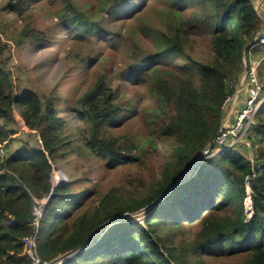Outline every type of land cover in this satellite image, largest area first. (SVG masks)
I'll return each instance as SVG.
<instances>
[{
    "label": "trees",
    "instance_id": "obj_1",
    "mask_svg": "<svg viewBox=\"0 0 264 264\" xmlns=\"http://www.w3.org/2000/svg\"><path fill=\"white\" fill-rule=\"evenodd\" d=\"M59 1L63 25L74 24L69 33H108L101 24L102 14L110 16L125 9L124 16L133 17L147 5V1L137 6L136 0H101L99 7L92 5L86 11L74 0ZM20 2L10 0L8 6L16 9ZM165 3L161 16L165 29L143 25L144 31L156 32V50L145 53L135 43L127 77L148 82L151 92L146 119L157 126L161 137H176L178 143L167 156L161 178L140 196L127 191L125 184L112 185L104 192L98 186L75 191L74 180L54 185L57 162L75 149L74 124L61 115L57 86L41 93L15 85L7 68L10 46L0 36V145L7 148L16 139L19 129L9 125L20 119L38 138L37 146L0 160V264H31L23 240L36 232L38 254L50 260L80 248L107 220L146 208L143 221L132 218L113 223L92 245L61 264H211L214 258L232 257L242 258L244 264H264L263 147L254 161L235 147L205 157L194 174L158 201L185 170L204 157L203 151L220 132L224 102L234 92L231 82L238 81L244 70L242 50L260 33L263 21L252 0ZM64 31L66 28L60 30ZM194 31L206 32L211 38L212 56L207 60H198L189 52ZM42 33L27 27L20 40L41 42ZM179 60L192 67L185 68ZM260 75L264 82L263 72ZM117 100V91L102 76L77 98L75 106L74 119L85 123L87 149L105 159L109 168L142 163L145 153L141 144L122 145L105 134L130 108L129 102L124 107ZM262 114L264 107L247 133L264 146ZM149 140L154 141L152 136L145 141ZM211 148L210 153L214 145ZM43 202L36 231L33 209ZM184 222L196 231L189 238L182 232L175 243Z\"/></svg>",
    "mask_w": 264,
    "mask_h": 264
},
{
    "label": "rangeland",
    "instance_id": "obj_2",
    "mask_svg": "<svg viewBox=\"0 0 264 264\" xmlns=\"http://www.w3.org/2000/svg\"><path fill=\"white\" fill-rule=\"evenodd\" d=\"M9 1L0 0V36L10 46L6 55L7 68L12 71L15 85L21 89L33 88L41 93L57 86L61 115L66 117L68 124H74L71 135L75 149L69 151L64 160L57 162L59 168L53 172L54 181L60 184L74 180L75 191L98 186L104 192L112 185L125 184L126 190L132 192L131 194H145L155 180L161 178L167 156L174 151L178 142L176 137H161L157 126L147 121L145 111L148 109L151 92L149 84L145 79L127 77V69L131 65L135 43L140 49L146 50L145 53L156 50L159 44L156 32L144 31L143 25L165 29L166 25L161 20L166 9L165 0H136L137 6L146 1L147 5L141 13L133 17H125V9L116 10L110 16L103 15L100 10L104 17L101 24L108 33L102 31L98 34L93 30L86 33H69V27L74 24L63 25L58 13L63 7L59 0H22L16 9L8 6ZM252 1L254 5L259 2ZM74 2L83 10L89 11L90 6L99 7L102 1ZM262 17L264 18L263 13ZM262 21L264 26V19ZM27 27L42 31L44 39L37 42L26 38L21 42L20 34ZM63 28H66V31L60 32ZM132 30H135V33ZM190 45L189 52L198 60H207L212 56L211 38L206 32H192ZM179 63L187 69L192 67L191 63L186 61L179 60ZM102 76L117 91V101L124 107L127 102L130 104L129 110L123 111L116 121L105 129V134L116 137L122 145L130 142L141 144L140 147L145 150L142 163L109 168L105 159L93 156L85 145V123L74 119L76 100ZM229 109L230 107L224 114V119ZM256 124L253 120L248 130ZM9 126L19 129L16 139L7 147L11 153L38 145L37 134L24 127L21 119ZM148 136H152L154 141H145ZM233 147L246 154L251 161H254L260 148L264 149L259 141L248 137V133H241L226 146H218L213 155ZM195 169H191L188 177L196 172ZM57 174L61 176L58 179ZM147 210L148 208L144 209L135 219L143 221ZM247 214L250 215L248 212ZM132 217L127 215L125 219ZM168 231L167 228L163 232L166 234ZM195 231L194 227L184 222L175 235V243L182 238V232L189 238ZM211 262L244 264L240 257L214 258Z\"/></svg>",
    "mask_w": 264,
    "mask_h": 264
},
{
    "label": "built area",
    "instance_id": "obj_3",
    "mask_svg": "<svg viewBox=\"0 0 264 264\" xmlns=\"http://www.w3.org/2000/svg\"><path fill=\"white\" fill-rule=\"evenodd\" d=\"M264 0H259L255 5L256 10L263 20L262 12ZM244 70L238 81H232L234 87L233 94L229 95L224 102V109L230 107L225 119L223 118L222 127L215 140L211 143L214 150L210 153L211 144L204 150V157L214 154L218 146H226L237 134H246L253 122L256 114L264 107V82L261 80L260 73L264 75V26L242 50ZM245 94V95H244ZM11 152L0 145V159L5 158ZM63 183V182H61ZM54 184H57L54 181ZM44 209V202L36 204L33 209V224L37 228ZM27 248V255L31 264H61L63 261L54 259H44L37 251V232L33 236L23 240Z\"/></svg>",
    "mask_w": 264,
    "mask_h": 264
},
{
    "label": "water",
    "instance_id": "obj_4",
    "mask_svg": "<svg viewBox=\"0 0 264 264\" xmlns=\"http://www.w3.org/2000/svg\"><path fill=\"white\" fill-rule=\"evenodd\" d=\"M213 146V144H211V147ZM205 157L201 156L200 159H198L195 164H193L190 168H188L187 170H185L183 172L182 175L179 176V178L173 182L167 189L166 191L158 198V201L162 200L175 186H177L178 184H180L181 182H183L184 180H186L188 177V174L189 172L191 171L192 168H197V165L203 161ZM196 170V169H195ZM62 175H64L62 172H61ZM56 185V184H54ZM247 191H248V198L246 199V206H247V212L248 213H251L252 212V208H251V204H252V200H251V197H250V193H251V189H250V186L248 185V188H247ZM141 212H143V210L141 211H138V212H135V213H132V214H129V213H125V214H122V215H118V216H115L109 220H107L106 222L102 223L98 228H96L92 235L90 236V238L85 242L84 245H82L80 248H78L77 250H74L72 252H69V253H66V254H63L59 257H57L55 260H61V261H64L65 259L75 255L76 253L86 249L88 246L92 245L97 239L98 237L100 236V234L110 225H112L113 223H116L120 220H123L125 219V217L127 215H131L133 216L132 218H135L136 216L142 214Z\"/></svg>",
    "mask_w": 264,
    "mask_h": 264
},
{
    "label": "bare ground",
    "instance_id": "obj_5",
    "mask_svg": "<svg viewBox=\"0 0 264 264\" xmlns=\"http://www.w3.org/2000/svg\"><path fill=\"white\" fill-rule=\"evenodd\" d=\"M61 176L59 175V174H57V176H56V179H58V178H60Z\"/></svg>",
    "mask_w": 264,
    "mask_h": 264
},
{
    "label": "crops",
    "instance_id": "obj_6",
    "mask_svg": "<svg viewBox=\"0 0 264 264\" xmlns=\"http://www.w3.org/2000/svg\"><path fill=\"white\" fill-rule=\"evenodd\" d=\"M261 12L264 14V6H263V10H261Z\"/></svg>",
    "mask_w": 264,
    "mask_h": 264
},
{
    "label": "clouds",
    "instance_id": "obj_7",
    "mask_svg": "<svg viewBox=\"0 0 264 264\" xmlns=\"http://www.w3.org/2000/svg\"><path fill=\"white\" fill-rule=\"evenodd\" d=\"M64 183V182H63ZM60 184H62V183H60ZM56 185H59V184H56Z\"/></svg>",
    "mask_w": 264,
    "mask_h": 264
}]
</instances>
